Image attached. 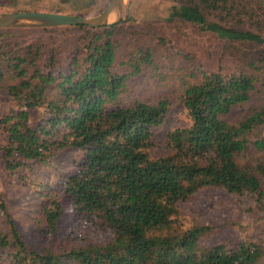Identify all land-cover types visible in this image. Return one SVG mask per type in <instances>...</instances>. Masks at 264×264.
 Returning <instances> with one entry per match:
<instances>
[{
  "label": "trees",
  "instance_id": "16d2710c",
  "mask_svg": "<svg viewBox=\"0 0 264 264\" xmlns=\"http://www.w3.org/2000/svg\"><path fill=\"white\" fill-rule=\"evenodd\" d=\"M167 19L222 37L235 69L201 71L186 82L180 97L189 123L166 132L169 150L160 156H151L147 146L169 99L121 100L128 79L151 54L146 50L135 62L130 53L129 72L115 68L120 21L73 25L82 36L68 73L44 71L38 40L19 50L2 48L0 82L8 79L11 100L0 118L7 167L20 164L9 158L13 155L25 162L44 160L66 145L80 149L63 191L74 210L105 235L62 250L29 248L0 193L6 219L0 264L2 259L10 264H259L264 259L261 241L201 243L209 225L184 227L178 208L179 201L208 186L248 192L264 205V0H181L169 7ZM33 105L48 109L37 122L30 120ZM61 213L56 199L44 207L49 232Z\"/></svg>",
  "mask_w": 264,
  "mask_h": 264
},
{
  "label": "rangeland",
  "instance_id": "374dc122",
  "mask_svg": "<svg viewBox=\"0 0 264 264\" xmlns=\"http://www.w3.org/2000/svg\"><path fill=\"white\" fill-rule=\"evenodd\" d=\"M109 0H0V11L48 10L63 13L96 15ZM181 0H127L116 37L118 54L115 68L134 70V60L149 50L150 61H141L140 70L128 79V87L121 100L139 98L153 102L167 97L169 105L163 121L153 127L147 150L151 156L168 152L166 132L178 125L189 123V115L180 97L186 82L201 76V71H233V59L225 52V40L213 32L179 19L168 20L169 7ZM124 19L123 21L121 19ZM122 21V22H121ZM116 22V23H117ZM82 32L70 24L55 26H0V52L7 45L19 50L27 42L38 40L42 44L39 65L44 71L68 73L71 58L76 53ZM50 56L53 60L50 62ZM8 79L0 82V118L8 111L11 100L7 92ZM31 122L44 118L48 109L40 105L29 108ZM264 131V125L261 127ZM0 121V148L6 144ZM81 150L71 145L54 148L44 160L22 161L17 155L10 159L20 164L8 168L7 156L0 149V193L18 231L29 248L44 245L62 250L81 243L86 238H100L104 232L79 215L64 193V181L76 171ZM253 156H262L253 151ZM21 159V160H20ZM22 161V162H21ZM60 202L62 213L56 230L49 232L44 218V207L52 200ZM179 219L185 227L193 223L209 228L201 243L225 242L233 244L251 239L264 242V205L255 196L234 193L222 187H203L187 200L179 201ZM0 230H6V219L0 209ZM264 264L261 259L259 264ZM1 264H10L6 259Z\"/></svg>",
  "mask_w": 264,
  "mask_h": 264
},
{
  "label": "water",
  "instance_id": "95a60500",
  "mask_svg": "<svg viewBox=\"0 0 264 264\" xmlns=\"http://www.w3.org/2000/svg\"><path fill=\"white\" fill-rule=\"evenodd\" d=\"M126 2L109 0L101 12L92 16L48 10L0 11V26L110 25L120 20Z\"/></svg>",
  "mask_w": 264,
  "mask_h": 264
},
{
  "label": "bare ground",
  "instance_id": "6f19581e",
  "mask_svg": "<svg viewBox=\"0 0 264 264\" xmlns=\"http://www.w3.org/2000/svg\"><path fill=\"white\" fill-rule=\"evenodd\" d=\"M110 16H112V15H110Z\"/></svg>",
  "mask_w": 264,
  "mask_h": 264
}]
</instances>
